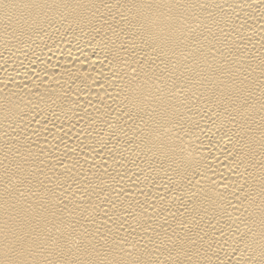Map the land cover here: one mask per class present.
<instances>
[{
    "label": "bare ground",
    "instance_id": "6f19581e",
    "mask_svg": "<svg viewBox=\"0 0 264 264\" xmlns=\"http://www.w3.org/2000/svg\"><path fill=\"white\" fill-rule=\"evenodd\" d=\"M0 264H264V0H0Z\"/></svg>",
    "mask_w": 264,
    "mask_h": 264
}]
</instances>
